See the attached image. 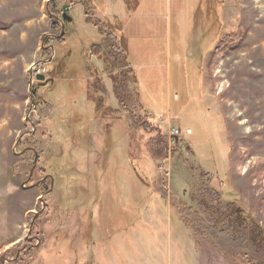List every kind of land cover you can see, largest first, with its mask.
Masks as SVG:
<instances>
[{
    "label": "rangeland",
    "instance_id": "374dc122",
    "mask_svg": "<svg viewBox=\"0 0 264 264\" xmlns=\"http://www.w3.org/2000/svg\"><path fill=\"white\" fill-rule=\"evenodd\" d=\"M80 1L0 0V264H264L232 222L240 208L264 231V0L178 1L156 43L141 13L124 50L143 94Z\"/></svg>",
    "mask_w": 264,
    "mask_h": 264
},
{
    "label": "crops",
    "instance_id": "0c3cea01",
    "mask_svg": "<svg viewBox=\"0 0 264 264\" xmlns=\"http://www.w3.org/2000/svg\"><path fill=\"white\" fill-rule=\"evenodd\" d=\"M178 1L183 2V0H81L80 2H83V3L88 2V4L90 3L89 6L92 7V9L96 11V14L103 16L102 19L104 20V22H106L107 26L110 28V33H112L113 35L118 34L119 40L113 41L112 44L113 45L117 44L116 48H118V46H119L118 44L120 43V48H121V51H123V54H121V55L118 54L116 49H112V51L117 53V55L119 57H121L123 62H124V47H126V45H130V43H131V39H129V35L133 37V35L130 34V29L132 28V26L139 30V27L141 25L138 23H141V21H140L141 19L147 18L149 20H153L154 23L151 24L152 27H150L151 28L150 29V34H151L150 38H151L152 42L156 43V41H158V38L162 39V35H163L162 33L161 34L159 33L158 28L160 30L165 28V31H166V28H170L168 33H172L171 29L173 28V23H174L176 13H178V10L179 11H185L186 10L185 4L183 6L176 7V4ZM190 2H192V0ZM204 2H206V0H197L196 4L199 5L198 9L201 12L204 11L207 14L209 8H208L207 4H204ZM188 9H189V11L191 10V5L188 6ZM123 12H124V14H123ZM141 13L147 14V17L144 18L145 15H143L144 17H141L140 16ZM110 14H113L112 19H109ZM172 17H173V19H172ZM180 18L185 19L184 21H180V23H179L180 31H181V29L185 30L186 28H189L190 23H189V21H187V14L184 16H180ZM121 20H124V27H122V28H121V25L117 26L115 24L116 21H121ZM172 21H173V23H172ZM194 25H195V23H194ZM63 28L65 30L64 26H63ZM187 30L188 29H186L185 31H181L182 33L185 32L184 38L186 39V41H184V43H192V42L199 43L200 42L199 40L196 39L197 40L196 41L193 39V37L196 38V36H194V35H192L193 37L190 35L188 36ZM190 31H192V30H190ZM190 34H192V32H190ZM100 35L102 36V39L99 42L104 43L105 37L102 34H100ZM202 36H204V35H202ZM205 36L208 37V35H206V34H205ZM188 38H190V39H188ZM96 43H98V42H96ZM129 53L130 52H128V54H127L128 58H129ZM114 58H116V57L113 54V59ZM129 60H130V58H129ZM98 63H99V66L96 63H94L96 68H98V69L96 72H94L91 75L92 83L90 84V88L92 89V91L89 95V99L88 98L87 99L90 101V104L92 105V106H89V111H90L89 115H93L94 112H95V114H97L96 113L97 112L96 110L98 108L97 105L98 106L100 105V108H99L100 112L99 113H101V115H100L101 122L102 121L104 122V120L107 118V115L110 111L109 109L112 105L110 103L108 106V104L105 100L106 94L108 95L109 101H112V98H113V97H111L112 91H113L112 85H111L112 80H110L111 82H106V81H107V77L114 74V72L112 71L111 74L106 75L105 72L104 73L101 72L102 71L101 62H98ZM103 63L105 64V62H103ZM131 63H132V67L134 69H136V72H138V74H140L141 72L144 73L145 68L140 69V67L138 66V62H136V64H135L132 60ZM143 67L144 66H142V68ZM150 67L151 68L152 67L153 68L154 67L155 68L160 67L161 69L163 68L161 65H152ZM122 68L124 70V67H122ZM137 78L139 81L138 88L140 89V92L143 94V92H145V90L142 89V85L140 84V76L137 75ZM98 81H100L101 83H98ZM102 95H103V97L105 95V97L102 98ZM98 123H100V122H97V124Z\"/></svg>",
    "mask_w": 264,
    "mask_h": 264
},
{
    "label": "trees",
    "instance_id": "16d2710c",
    "mask_svg": "<svg viewBox=\"0 0 264 264\" xmlns=\"http://www.w3.org/2000/svg\"><path fill=\"white\" fill-rule=\"evenodd\" d=\"M104 36H105V42H104V44H105L108 41V39H109V35L108 34H104ZM110 36H112V35L110 34ZM115 49H116V51H117L118 54H120V55L123 54V51H121L120 45L118 46V48H115ZM124 65L126 67L131 68L129 73L134 74V79H133L134 81L133 82L138 86L139 85V81H138V78H137V75H136L137 73H135L136 69H134L132 67V63L129 60L128 55L125 52V50H124ZM125 66H124V68H125ZM125 73L126 72H124V74ZM98 83H101V82L98 81ZM139 94L140 93H138V96H139ZM99 106L97 105V107H98L97 110H96L97 111L96 112L97 114H99V112H100L99 111ZM99 115H101V113ZM228 206L232 207L234 205L231 204V205H228ZM232 208L228 209V211H231L232 212V210H233ZM188 212H189V214H191L192 211L189 210ZM242 215H243V213L240 210V208H237L234 211V213L232 212V216L236 217L232 222L235 225L239 226L241 229H244V228L245 229H248L249 232H250V234H251V236H252V238H253V240H254V243L257 245L258 248H260L261 250L264 251V231H263V229L258 224H255V223H252V224L250 223L249 224V221L246 218H244Z\"/></svg>",
    "mask_w": 264,
    "mask_h": 264
},
{
    "label": "water",
    "instance_id": "95a60500",
    "mask_svg": "<svg viewBox=\"0 0 264 264\" xmlns=\"http://www.w3.org/2000/svg\"><path fill=\"white\" fill-rule=\"evenodd\" d=\"M63 18L66 19L68 22H71L72 19L70 17H68V14L67 13H64L63 14ZM64 30V28H63ZM53 48V47H52ZM36 78L39 82H44V83H47L48 81L46 80V77L44 75H40L39 73L36 75ZM21 141V140H20ZM19 141V142H20ZM18 142V143H19ZM32 152H34L36 154V158H35V164L37 163L38 161V158H39V155L37 153V151L35 149H31ZM34 173V170L32 171V174ZM50 178L51 181H52V186H53V178L48 176L46 179ZM40 184H37L35 187H38ZM53 188V187H52ZM51 192V191H50ZM41 214V213H40ZM38 218V215L36 216L35 220ZM33 228V224H32V227L31 229Z\"/></svg>",
    "mask_w": 264,
    "mask_h": 264
},
{
    "label": "built area",
    "instance_id": "2783aa9c",
    "mask_svg": "<svg viewBox=\"0 0 264 264\" xmlns=\"http://www.w3.org/2000/svg\"><path fill=\"white\" fill-rule=\"evenodd\" d=\"M179 134H180V133H179V130H178V129H176V128H172V129H171L170 136L174 137V136H177V135H179Z\"/></svg>",
    "mask_w": 264,
    "mask_h": 264
},
{
    "label": "flooded vegetation",
    "instance_id": "af4514ba",
    "mask_svg": "<svg viewBox=\"0 0 264 264\" xmlns=\"http://www.w3.org/2000/svg\"><path fill=\"white\" fill-rule=\"evenodd\" d=\"M49 191H50V190H49ZM49 191H48V192H49Z\"/></svg>",
    "mask_w": 264,
    "mask_h": 264
}]
</instances>
